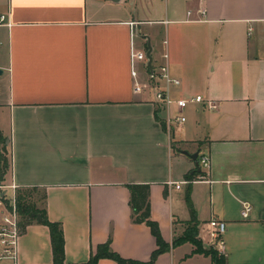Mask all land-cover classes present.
<instances>
[{
    "label": "crops",
    "instance_id": "obj_1",
    "mask_svg": "<svg viewBox=\"0 0 264 264\" xmlns=\"http://www.w3.org/2000/svg\"><path fill=\"white\" fill-rule=\"evenodd\" d=\"M1 13L10 24L0 26V183L45 193L65 262H85L108 237L119 256L150 259L156 238L132 222L129 204L128 185L140 183L166 245L152 264H213L191 241L173 244L190 208L197 238L225 264H264V0H0ZM132 49L145 58L135 61L141 92ZM162 64L180 80L171 98H203L182 109L181 124L167 125L147 81ZM211 219L226 224L222 252ZM51 263L49 228L37 217L16 259L0 262Z\"/></svg>",
    "mask_w": 264,
    "mask_h": 264
},
{
    "label": "trees",
    "instance_id": "obj_2",
    "mask_svg": "<svg viewBox=\"0 0 264 264\" xmlns=\"http://www.w3.org/2000/svg\"><path fill=\"white\" fill-rule=\"evenodd\" d=\"M0 142H3L0 134ZM6 149H2L0 155L1 159V176L7 168L8 162L6 156L3 154ZM194 175V174H193ZM191 177V175H187ZM130 191L129 204L132 209L131 219L134 223H145L150 227L152 234L156 238L157 248L154 249L147 262H138L125 259L119 256L110 248V237L104 242L99 244L96 249L91 252L89 258L81 263H67L64 261V237L62 227L59 222L49 221L45 216L44 200L45 193L42 191L39 198L42 202V207H38L35 202L34 194H39L36 188H20L16 191V200L18 211L21 216L22 226L28 223L31 219L36 218V214L40 215V222L47 225L50 232L51 249H52V263L51 264H97L100 258H110L115 260L118 264H152L156 256L166 248L155 221L150 218V204H149V185L148 184H131L128 185ZM182 234L173 240V244L183 241H191L194 244L192 253H201L209 255L213 264H225L224 258L217 253L213 248H204L201 241L197 238V219L194 210L190 208V219L186 223Z\"/></svg>",
    "mask_w": 264,
    "mask_h": 264
},
{
    "label": "built area",
    "instance_id": "obj_3",
    "mask_svg": "<svg viewBox=\"0 0 264 264\" xmlns=\"http://www.w3.org/2000/svg\"><path fill=\"white\" fill-rule=\"evenodd\" d=\"M9 21L7 19V15L4 13L0 14V26L9 25ZM165 42V41H164ZM163 58H167V54H162ZM144 58L143 54L138 51L131 52V75L134 80L133 90L134 92L142 91V84L138 80V71L135 66V61L138 59ZM145 59V58H144ZM147 80L149 81L151 86H153V94L156 101H158L166 110V123L167 125H171L172 123L181 124L184 122L185 117L181 114L182 109H184L189 102H203V98L201 95H195L189 99L179 98L173 99L169 95L168 86L169 85H179L180 80L171 77L168 73L167 65L162 64L159 65L156 70L153 67H150L147 71ZM163 81L166 87L159 86V82ZM158 83V84H157ZM172 106H175L177 109L176 114H171L170 109ZM209 108L214 107L212 102H208ZM201 167L208 168L209 161L206 156H202L199 160ZM194 181V180H192ZM189 180H183L175 183L174 181H169V184H175L176 188L180 186L182 183H188ZM0 205L4 207V212L0 218V262L3 260H15L17 256V246L19 238L22 234L24 226L21 223V216L18 211L17 200H16V185L10 184L5 185L0 183ZM250 209V205H243L241 214L246 216L248 210ZM209 225L211 227L210 236L213 239L214 243L217 245V249L219 252L223 251L224 243L222 240V234L225 230L226 224L224 221L211 219L209 221Z\"/></svg>",
    "mask_w": 264,
    "mask_h": 264
},
{
    "label": "water",
    "instance_id": "obj_4",
    "mask_svg": "<svg viewBox=\"0 0 264 264\" xmlns=\"http://www.w3.org/2000/svg\"><path fill=\"white\" fill-rule=\"evenodd\" d=\"M147 58L149 59V61H151V57H150L149 52L147 53ZM150 65H151V64L149 63V66H150ZM0 72H1V70H0ZM183 153L186 154V155H188V152H186V151H183ZM189 157L192 158V159H194L195 164L198 165V161H197V153H195V154H193V155H190V154H189ZM36 217H37V219L40 220V215L36 214Z\"/></svg>",
    "mask_w": 264,
    "mask_h": 264
},
{
    "label": "rangeland",
    "instance_id": "obj_5",
    "mask_svg": "<svg viewBox=\"0 0 264 264\" xmlns=\"http://www.w3.org/2000/svg\"><path fill=\"white\" fill-rule=\"evenodd\" d=\"M148 81V80H147ZM40 193H41V191H39V194H34L33 195V197L35 196V202H36V205L38 206V207H42V202H41V200H40V198H39V195H40ZM187 226V224L185 223V227ZM180 236V235H179Z\"/></svg>",
    "mask_w": 264,
    "mask_h": 264
}]
</instances>
